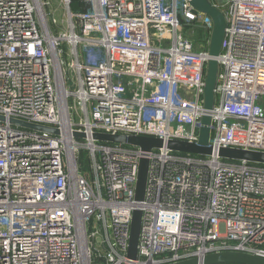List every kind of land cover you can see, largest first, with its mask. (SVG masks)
<instances>
[{
	"label": "built area",
	"instance_id": "built-area-1",
	"mask_svg": "<svg viewBox=\"0 0 264 264\" xmlns=\"http://www.w3.org/2000/svg\"><path fill=\"white\" fill-rule=\"evenodd\" d=\"M223 11L227 31L209 112L213 153L194 156L93 135L199 143L208 16L188 0H0V116L7 120L0 122V264L264 256V165L219 157L222 148L264 153V0H226ZM11 119L60 134L24 131ZM82 151L92 180L81 170ZM144 158L148 179L138 202ZM136 210L139 252L131 260Z\"/></svg>",
	"mask_w": 264,
	"mask_h": 264
},
{
	"label": "water",
	"instance_id": "water-1",
	"mask_svg": "<svg viewBox=\"0 0 264 264\" xmlns=\"http://www.w3.org/2000/svg\"><path fill=\"white\" fill-rule=\"evenodd\" d=\"M189 5L196 11L208 16L213 22V28L209 43L210 59L207 63L205 88H204V107L207 113L202 118V126L199 132V143L192 144L181 140H169L165 142L162 139L147 136H126L112 135L105 133H95L93 139L97 142L107 144H124L140 148L144 152L167 148L175 153L211 156L213 150L209 147L211 136L212 118L209 114L216 104V88L218 84L220 64L219 57L223 51L226 38L227 19L219 3L213 0H188ZM220 3L222 0H218ZM6 118L0 116V122H6ZM9 123L13 126L28 129L29 131L59 135L57 129L21 122L11 119ZM75 137L85 139V134L75 133ZM219 157L224 160L248 162L264 165V153L256 151H246L242 149L222 148L219 150ZM149 171V161L144 158L140 162L139 176L136 187V200L141 202L145 198ZM142 212L136 210L132 221L130 247L128 256L131 260L138 257V247L140 238ZM172 264H264V256L252 255L243 252H220L204 256L203 258H193Z\"/></svg>",
	"mask_w": 264,
	"mask_h": 264
},
{
	"label": "rangeland",
	"instance_id": "rangeland-1",
	"mask_svg": "<svg viewBox=\"0 0 264 264\" xmlns=\"http://www.w3.org/2000/svg\"><path fill=\"white\" fill-rule=\"evenodd\" d=\"M215 2L219 3L221 6H222V10H224V5L226 4V0L223 1V2H219L218 0H214ZM73 8L75 9V5L73 6ZM55 9V3H53L52 1V5L50 6L49 10L48 11H54ZM57 16H59V11L55 13ZM53 28H55V31L58 32L60 31L61 29H64L66 28V26H58V27H55L53 26ZM63 48L65 50H68L67 49V46L64 44L63 45ZM67 60L70 61V57L68 55L67 57ZM67 76H68V84H69V87L71 89L74 88V77L73 75L71 74L70 70L67 68ZM179 96L181 98H184V93L181 92L179 93ZM187 98V97H186ZM187 100V99H186ZM14 127H17V126H14ZM20 128L21 130H24V131H28V132H31L29 131L28 129H25V128H21V127H18ZM194 156H198V155H194ZM79 162H80V166H81V170L83 173H85V175L88 177L89 180H92V169H91V163H90V158H89V155H88V152L87 151H82L79 155Z\"/></svg>",
	"mask_w": 264,
	"mask_h": 264
},
{
	"label": "crops",
	"instance_id": "crops-1",
	"mask_svg": "<svg viewBox=\"0 0 264 264\" xmlns=\"http://www.w3.org/2000/svg\"><path fill=\"white\" fill-rule=\"evenodd\" d=\"M213 1H214V0H213ZM197 34H200V37H201V36H204V37H205V35H206L205 31H203V30H201V29L198 31ZM192 37L195 38L196 35H194V36H192ZM208 38H209V37H208Z\"/></svg>",
	"mask_w": 264,
	"mask_h": 264
}]
</instances>
